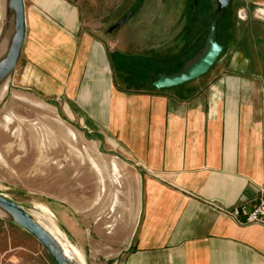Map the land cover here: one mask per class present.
Masks as SVG:
<instances>
[{
	"label": "crops",
	"instance_id": "crops-1",
	"mask_svg": "<svg viewBox=\"0 0 264 264\" xmlns=\"http://www.w3.org/2000/svg\"><path fill=\"white\" fill-rule=\"evenodd\" d=\"M38 1L30 14L25 0L15 84L100 134L130 176L132 199L106 228L99 264H264V226L226 215L264 200L262 74L236 61L209 82L121 90L111 51L84 31L83 9Z\"/></svg>",
	"mask_w": 264,
	"mask_h": 264
},
{
	"label": "rangeland",
	"instance_id": "rangeland-1",
	"mask_svg": "<svg viewBox=\"0 0 264 264\" xmlns=\"http://www.w3.org/2000/svg\"><path fill=\"white\" fill-rule=\"evenodd\" d=\"M63 1L83 9L84 31L111 51L120 89L139 93L153 92L160 77L177 75L203 56L217 8L215 0ZM37 4L26 0L30 14L40 9ZM128 13L126 24L111 33ZM216 39L225 51L207 74L208 82L236 61L264 77V0H232L219 17ZM20 68L19 60L0 104V194L54 225L86 264H99L106 228L127 211L123 202L132 199L125 188L130 176L100 134L80 127L52 99L28 95L15 84ZM0 264L54 262L31 235L0 216Z\"/></svg>",
	"mask_w": 264,
	"mask_h": 264
},
{
	"label": "water",
	"instance_id": "water-1",
	"mask_svg": "<svg viewBox=\"0 0 264 264\" xmlns=\"http://www.w3.org/2000/svg\"><path fill=\"white\" fill-rule=\"evenodd\" d=\"M210 34L207 39L206 51L199 60L183 72L160 77L153 83L156 90H166L184 86L209 74L224 54L225 47L217 42L216 29L220 15L227 10L232 0H215ZM128 13L110 32L120 30L129 20ZM26 39L25 0H5L4 22L1 41L6 42L5 51L0 50V89L10 84L21 58ZM0 212L13 225L31 235L48 252L54 264H76L70 259L56 239L28 213L24 208L0 194Z\"/></svg>",
	"mask_w": 264,
	"mask_h": 264
},
{
	"label": "bare ground",
	"instance_id": "bare-ground-1",
	"mask_svg": "<svg viewBox=\"0 0 264 264\" xmlns=\"http://www.w3.org/2000/svg\"><path fill=\"white\" fill-rule=\"evenodd\" d=\"M0 4H4L2 7L5 8V1L3 2V0H0ZM5 48H6V42L3 43L0 50L3 52L5 51ZM8 89H9L8 83H6L0 89V104L6 98ZM0 216H4V214L0 212ZM34 219L37 221L38 224H40L44 229H46L56 239V241H58V243L62 246V248L64 249V252L70 259H72L76 264H86L84 258L81 257L79 252L74 250V247L71 246V244L69 243L67 238L61 233V231H59L54 225L50 223H46L35 217Z\"/></svg>",
	"mask_w": 264,
	"mask_h": 264
},
{
	"label": "built area",
	"instance_id": "built-area-1",
	"mask_svg": "<svg viewBox=\"0 0 264 264\" xmlns=\"http://www.w3.org/2000/svg\"><path fill=\"white\" fill-rule=\"evenodd\" d=\"M226 215L242 226H264V200H260L259 203L253 205L250 209L237 207L232 211L226 212Z\"/></svg>",
	"mask_w": 264,
	"mask_h": 264
}]
</instances>
